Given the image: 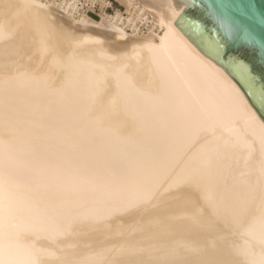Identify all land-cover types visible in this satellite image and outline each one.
Masks as SVG:
<instances>
[{"label":"bare ground","instance_id":"obj_1","mask_svg":"<svg viewBox=\"0 0 264 264\" xmlns=\"http://www.w3.org/2000/svg\"><path fill=\"white\" fill-rule=\"evenodd\" d=\"M135 1L161 33L132 38L107 17L76 20L65 0H0V146L16 144L1 149H48L51 162L63 155L60 168H76V149L79 162L123 154L127 167L139 158L136 174L146 168L127 172L133 190L91 185V201L90 183L53 200L46 177L27 187L3 169L0 264H264V122L175 25L187 6Z\"/></svg>","mask_w":264,"mask_h":264},{"label":"rangeland","instance_id":"obj_2","mask_svg":"<svg viewBox=\"0 0 264 264\" xmlns=\"http://www.w3.org/2000/svg\"><path fill=\"white\" fill-rule=\"evenodd\" d=\"M49 2L47 3V6L48 7H53V6H55V7H57V6H59V5H61L62 4V2H63V0H48ZM66 2H70V4H72V5H75V12H72V9H69V11H71V13L73 14V17L76 19V20H79L80 19V16H82V15H87V16H89L91 19H93V20H95V21H101V19H102V17H107L109 20H111V22L112 23H114V24H116L119 28H121V29H123L125 32H126V34H127V36L128 37H132V38H137V37H142V36H147V35H149V34H151V32L152 31H154V32H156V33H161L160 32V30L158 29V27H156V24H155V22H154V18H153V16L152 15H150L146 10H144V8H143V6H141L140 4H138V2L137 1H135V0H131V1H128V0H65ZM64 7V6H63ZM3 113L2 112H0V115H2ZM4 115V114H3ZM0 118H3V116H1ZM2 120V119H1ZM1 126H0V128H2L3 130H4V128H3V125L2 124H0ZM5 125H7V124H5ZM13 126H15V124H12L11 125V123L6 127L5 126V128H7V129H9V128H12ZM18 127H20V126H18ZM16 127H13L12 129V131L11 132H15V130L17 129H15ZM7 129H5V131L7 130ZM15 129V130H14ZM22 129V128H21ZM63 129V128H62ZM23 130V129H22ZM66 130V129H65ZM64 129H63V131H65ZM63 131L61 132L60 131V133H63ZM8 132H10V130L8 131ZM12 134V133H11ZM15 134H19V133H15ZM54 134H57V135H54V137H56V136H58V132L56 133H54ZM88 133H86V135H87ZM12 135H14V134H12ZM22 135H24V133L22 134L21 133V135L19 134V136H21V138H22ZM46 135H48V134H46ZM52 134H50V136H51ZM82 135V134H81ZM85 135V134H84ZM89 135V134H88ZM50 136H46V137H50ZM19 138V137H18ZM18 138H16V139H18ZM21 138H19V139H21ZM24 138V137H23ZM102 138V137H101ZM100 138V139H101ZM107 138V137H106ZM113 138V137H112ZM15 139V138H14ZM99 139V140H100ZM108 139V138H107ZM114 139V138H113ZM104 140H105V138H104ZM103 139H102V141H104ZM109 140V139H108ZM13 141V140H12ZM18 141L20 142L21 140H17V142L16 143H18ZM101 141V140H100ZM101 141V142H102ZM116 141V140H115ZM12 143V142H11ZM104 143V142H103ZM13 144H14V142H13ZM96 144H98V143H95L94 142V144L92 143L91 145H90V147L91 148H93V147H95V145ZM99 144H101V143H99ZM8 145V144H7ZM7 145H5V147L4 146H0V162L3 164H1L0 163V171L1 172H3V169H5V172H3V174H6V176L7 177H9V178H11L12 180H17V178H18V181L19 182H21V180H23L21 183L24 185H26V183H27V181H28V185H26L27 187L30 185L31 186V184H32V186H36V184H40V183H42L46 178V180H50V188H49V190L50 191H52L53 193H52V198H53V200L55 199V197H57L58 196V194H57V192H56V190L55 189H59L60 191H63L62 192V195H61V193H60V191H59V194L61 195V197H63V196H65V197H68V196H70V195H72L73 194V191L71 190L70 191V185H71V188L74 186V184L76 185L77 184V187L78 186H81L82 188H80V190L82 191V190H85L86 191V183H90V185L88 186V190L86 191V194L88 195L87 196V198H86V195H85V198H83V200L82 201H85V200H88L89 201V199H88V197H89V194H91V192L89 193V191H90V186L92 185V186H94V187H97V188H95V189H103L104 191H105V188H107V187H109V189L108 190H110V188L111 189H115L116 188V190H117V188L119 187L120 188V191L123 193L125 190H126V187H127V190L128 189H131V190H133L134 189V187L133 188H131V186H130V184L128 185V186H125V184H126V182H125V180H127L128 178H127V175H129L130 173H134V174H136L135 172L136 171H134L133 172V170L131 169V167L132 166H134V164H136L139 160V158L138 157H133V162H130V164H129V166L130 167H127V162L125 163V160H124V158H125V155H123V154H118L117 155V158L115 159H110V163H109V161H105V160H103V158L102 157H100V156H95V155H90L89 156V152H88V157L89 158H92V159H90L89 160V158H87V156H86V158L88 159L87 160V162L88 163H84L85 162V160H81L80 162H79V159H80V157H81V151H78L77 149H76V154H74L73 156H72V154L73 153H71V156H70V161H71V163L73 162V161H75V166H76V168H74L73 167V165L74 164H71L72 165V167L71 168H68V167H70V164L68 165V166H66L65 164H67L66 162L64 163L63 162V160L62 161H60V162H63L62 164H64L63 166V168H62V166H61V168H60V166L59 165H61L60 163H58V161L56 162V160H60V158L63 156V155H60V157L59 158H57L58 156H56V157H54L55 158V161H54V159L52 160V162H51V160L49 159V158H45V156H47L46 154L44 155V153H42V152H46V151H50L51 152V150H48L47 148H51L52 146H50V145H47L48 147H46V146H38V149L40 150V151H42L41 149L43 148V147H46L45 149H47V150H45L44 151V149H43V151L40 153V154H42L43 155V157H41V156H38V155H36L35 154V156H33V155H31L30 153H28V155H26L27 154V152H21V153H18L19 151H17L16 153H18V154H16L15 155V150H13L12 148H14V146L16 145V144H14V146L12 145V144H10V145H8V147H10V146H12V148H10L9 150H6V149H4V148H6V146ZM100 146V145H99ZM98 146V147H99ZM2 147H4L3 149L4 150H2L1 148ZM7 147V148H8ZM39 147H42L41 149L39 148ZM89 147V148H90ZM26 149V151L28 150V147H26L25 148ZM24 149V150H25ZM37 149V150H38ZM73 149V148H72ZM71 149V150H72ZM75 149V148H74ZM73 149V150H74ZM94 149V148H93ZM92 149V150H93ZM96 149V148H95ZM132 149V152H130V154H134L135 152H134V150H135V148H131ZM131 149H130V151H131ZM14 152H13V151ZM31 150V149H30ZM33 150H35V149H33ZM6 151V152H5ZM32 151V150H31ZM136 151H137V149H136ZM33 152V151H32ZM39 152V151H38ZM71 152V151H70ZM25 155H24V154ZM35 153V152H34ZM6 154V155H5ZM19 154H21V156H19ZM51 154V153H50ZM62 154V153H61ZM64 154V153H63ZM65 154H67V151H66V153ZM81 154V155H80ZM12 155H14V156H12ZM18 155V156H17ZM58 155V154H57ZM69 155H70V153H69ZM84 155H86V153H84ZM135 155H136V153H135ZM6 156V157H5ZM17 156V157H16ZM38 156V157H37ZM52 156V155H51ZM75 156V157H74ZM95 156V157H94ZM4 157V158H3ZM21 158V159H18V158ZM47 157H50V155L49 156H47ZM71 157H74L75 159H71ZM96 157L98 158V159H96ZM116 157V156H115ZM16 158V159H15ZM119 158V159H118ZM49 159V160H48ZM85 159V158H84ZM12 160V161H11ZM14 160V161H13ZM16 160H19L18 162L16 161ZM45 160H46V163L48 164V163H52L53 164V162H54V164H53V166H52V164H48V165H45L44 163H42V164H44V165H42L40 162H45ZM47 160H48V162H47ZM73 160V161H72ZM99 160V162L98 163H100V164H98L97 163V161ZM123 160H124V162H123ZM132 160V159H131ZM22 161V162H21ZM50 161V162H49ZM66 161H68V160H66ZM90 161V162H89ZM93 161V162H92ZM126 161H128V160H126ZM17 162V163H16ZM24 162H26V163H24ZM105 162H107V164H105ZM58 163V167L60 168V170L59 171H56V170H54V171H51V170H49L48 171V169H50V166L49 165H51V169H52V167H53V169H54V167L56 166L55 164H57ZM102 163V164H101ZM111 164V165H110ZM38 165V166H37ZM6 166H7V168H6ZM10 167V168H9ZM58 167H57V169H58ZM72 168H74L72 171H71V169ZM150 168H152V167H149V168H147V170H150ZM6 169H8L7 171H6ZM127 169V170H126ZM142 169H145L146 170V168H142ZM141 169V171H143V172H140V173H138V171H137V173L138 174H136V175H141V173H143L144 174V172H146L145 170H142ZM17 170V171H16ZM51 171V172H50ZM116 171H118V172H116ZM130 171V173H127V172H129ZM9 172V173H8ZM12 172H13V175L15 176V178H12L11 176V174H12ZM16 173V175H18V172H19V176H16L15 175V173ZM8 173V174H7ZM23 173V174H22ZM69 173V174H68ZM120 173V174H119ZM70 174H73V177L72 176H70ZM114 174H117V176L119 177V179L121 178V180H117L118 179V177L117 178H115L118 182H117V186H114V188H113V186H111V184H109V185H107V181L109 180V178L111 179L112 178V175L113 176H115ZM126 176H125V175ZM142 174V175H143ZM21 175V176H20ZM69 175V178H67L66 176H68ZM132 175V174H131ZM131 175H129L130 177H131ZM136 175H134V176H136ZM141 175V176H142ZM49 176H50V178H49ZM124 176V177H123ZM17 177V178H16ZM23 177V178H22ZM33 177V178H32ZM44 177H46V178H44ZM127 178V179H124V178ZM137 177V176H136ZM27 178V179H26ZM70 178H72V180H70V181H68V179H70ZM26 179V180H25ZM29 179V180H28ZM32 179V180H31ZM113 179V182H111L112 183V185H116V182H114L115 180H114V178H112ZM124 179V180H123ZM38 180H40L41 182L40 183H36ZM131 180V179H130ZM30 181L32 182V181H35V182H32L31 184H30ZM63 181V182H62ZM66 181V182H65ZM68 181V182H67ZM101 181L103 182V184H101ZM39 182V181H38ZM44 182H47V181H44ZM98 182V183H97ZM109 182V181H108ZM146 182H147V180L145 181V184H146ZM49 182H47V184H48ZM57 183H62V184H60V185H58ZM99 183H100V185H99ZM114 183V184H113ZM130 183V182H129ZM144 183V182H143ZM121 184H123V186H122V188L124 187L125 188V190H124V188L121 190ZM24 185V186H25ZM42 185H44V184H42ZM83 185L85 186V187H83ZM132 185H133V183H132ZM29 186V187H30ZM59 186V187H58ZM133 186H135V184L133 185ZM77 187H76V189H77ZM94 187H93V190H94V192H95V189H94ZM105 187V188H104ZM39 188H40V186H39ZM44 188H47V187H44ZM69 190L68 192L66 191V190ZM73 189H74V187H73ZM49 190H47V191H49ZM130 190V191H131ZM56 192V195L57 196H55V192ZM65 191H66V193H65ZM75 191V190H74ZM79 192V189H77V191H75L74 193H82V192ZM85 191H84V194H85ZM119 191V194L121 193ZM88 192V193H87ZM93 193V192H92ZM121 193V194H122ZM128 193V192H127ZM63 194H66V195H63ZM84 194H82V196H84ZM68 195V196H67ZM123 195V194H122ZM124 195H125V193H124ZM119 195H117V197H118ZM113 197H115V195L113 196ZM112 197V199H114ZM123 197V196H122ZM111 198V197H110ZM119 199V198H118ZM80 200V199H79ZM115 200H116V198H115ZM134 200H135V198H134ZM90 201H91V199H90ZM94 201V200H93ZM133 202V201H132ZM91 203H93V202H91ZM146 202H142V204H139L138 205V207L136 208V210L138 209V208H141L144 204H145ZM73 204H76V206L77 205H80V202H73ZM82 204V203H81ZM89 204V203H88ZM83 206H84V202H83V204H82ZM74 206V205H73ZM82 206V207H83ZM137 205H135V206H133V207H131L130 208V210H129V213L130 212H132V211H135L134 209H135V207H136ZM80 208H81V206H80ZM133 208V209H132ZM119 213V212H118ZM121 213H126L125 215H127V210L126 211H123V212H121ZM115 216H116V214H114ZM113 215V216H114ZM118 215V214H117ZM121 214H119V216L117 217V218H120V217H122V215L120 216ZM124 215V216H125ZM62 215H59V218L61 217ZM63 216H64V214H63ZM66 216V215H65ZM56 219H58V216H57V218ZM111 218H109L108 220H107V222H109V220H110ZM116 219V217H114V220ZM112 220H113V218H112ZM113 220V221H114ZM89 220L87 219V221L86 222H88ZM112 222V221H111ZM110 227V226H109ZM108 227V228H109ZM106 228H107V226H106ZM105 228V229H106ZM72 230V228L70 229V231ZM68 231V232H67ZM64 234H66V235H68L69 234V230H66V232H63ZM65 235V236H66ZM59 238H61L60 236H59ZM58 238V239H59ZM63 238V237H62ZM61 238V239H62Z\"/></svg>","mask_w":264,"mask_h":264},{"label":"water","instance_id":"obj_3","mask_svg":"<svg viewBox=\"0 0 264 264\" xmlns=\"http://www.w3.org/2000/svg\"><path fill=\"white\" fill-rule=\"evenodd\" d=\"M175 24L229 73L264 122V0H171Z\"/></svg>","mask_w":264,"mask_h":264}]
</instances>
